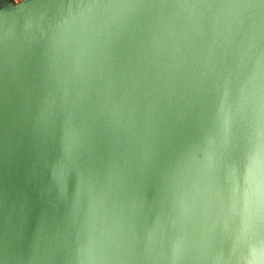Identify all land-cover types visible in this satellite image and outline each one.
<instances>
[{
    "label": "water",
    "instance_id": "1",
    "mask_svg": "<svg viewBox=\"0 0 264 264\" xmlns=\"http://www.w3.org/2000/svg\"><path fill=\"white\" fill-rule=\"evenodd\" d=\"M0 264H264V0H0Z\"/></svg>",
    "mask_w": 264,
    "mask_h": 264
},
{
    "label": "crops",
    "instance_id": "2",
    "mask_svg": "<svg viewBox=\"0 0 264 264\" xmlns=\"http://www.w3.org/2000/svg\"><path fill=\"white\" fill-rule=\"evenodd\" d=\"M4 1V0H3ZM6 1H10V2H13V3H18V2H20V1H22V0H6Z\"/></svg>",
    "mask_w": 264,
    "mask_h": 264
}]
</instances>
